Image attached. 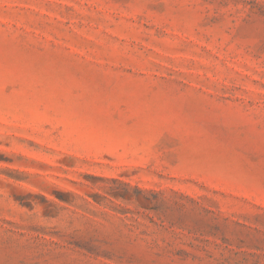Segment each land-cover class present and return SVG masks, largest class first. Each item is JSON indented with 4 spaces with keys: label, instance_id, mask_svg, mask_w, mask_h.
<instances>
[{
    "label": "rangeland",
    "instance_id": "rangeland-1",
    "mask_svg": "<svg viewBox=\"0 0 264 264\" xmlns=\"http://www.w3.org/2000/svg\"><path fill=\"white\" fill-rule=\"evenodd\" d=\"M0 264H264V0H0Z\"/></svg>",
    "mask_w": 264,
    "mask_h": 264
}]
</instances>
